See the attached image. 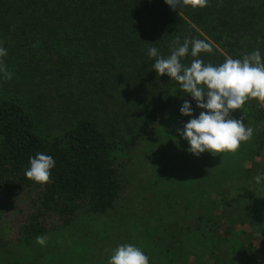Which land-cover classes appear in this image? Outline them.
I'll return each instance as SVG.
<instances>
[{"label": "trees", "instance_id": "1", "mask_svg": "<svg viewBox=\"0 0 264 264\" xmlns=\"http://www.w3.org/2000/svg\"><path fill=\"white\" fill-rule=\"evenodd\" d=\"M177 37L208 42L213 51L199 58L213 65L257 49L264 57V0H208L205 7L176 10L164 0H0V46L7 49L0 59L12 74L8 79L0 73V264H107L109 247L121 243L120 228H126L121 203L150 184L132 154L162 128L173 134L171 123L189 119L179 108L191 97L166 74L158 76L147 55L155 46L167 56ZM243 108L237 119L252 126L253 141L241 142L235 152L210 154L205 163L220 166V176L205 181L233 171L254 183L264 174V101L249 98ZM177 140L172 166L193 157L187 142ZM37 152L56 162L47 183L25 176ZM245 199H238L242 208L232 215H201L196 226L171 223L174 231L160 239L170 260L149 264H190L189 254L192 264H224L218 245L225 239L213 233L219 224L229 234L237 223L250 225L260 239L254 237L240 249L241 260L229 264H264V194L249 196V208ZM148 205L143 203L146 212ZM141 219L139 235L153 242L157 230ZM187 229L196 231L193 248L182 238ZM41 235L44 245L36 242ZM85 241L92 245L86 257L62 259Z\"/></svg>", "mask_w": 264, "mask_h": 264}, {"label": "rangeland", "instance_id": "2", "mask_svg": "<svg viewBox=\"0 0 264 264\" xmlns=\"http://www.w3.org/2000/svg\"><path fill=\"white\" fill-rule=\"evenodd\" d=\"M193 108L194 115L201 111V109L195 108V103ZM243 109L242 105L240 109L233 110L232 117L237 119V116L242 114L241 111ZM176 112L177 111L172 112V120H176L174 118L178 114ZM184 118L185 117H183L181 122L176 120V122L171 123L176 128L173 129V134L165 132L164 128H162L159 130V135L156 133V135L142 141L137 147L135 153L132 154L133 158H135L134 165L146 169V176L149 178L148 182L150 183L146 184V187L150 192L146 189L137 193L139 191V188L137 187L130 195L124 198L128 204L121 203L122 207L127 208L126 210H123L125 214L123 219L126 228H120L121 233H119V235L121 236V243L117 242L113 245L114 247L112 249L118 244L132 243L140 247L149 256V262L169 261L171 254L170 252H164L165 247L161 245L162 241H160V239L166 237L165 234L167 232L174 231L171 223L177 225L180 224V222L190 220V222L196 226L197 223L201 222V220L198 219L201 215L209 214L210 217L217 218L224 212V210L227 214L232 215L242 208V203L238 200L239 198H246V206L249 208V196L255 194L262 196L264 194V187L262 186V184H264V175H262L261 182L257 183L255 181V184L253 182H247L248 179H245L246 181L240 180L235 176L236 172L233 171L227 174L228 177H226V175H221L223 178H216V181L214 179L205 181V176H208L209 178L220 176L218 173L220 166L208 168L211 164L205 163V159H208L211 154L207 151L199 156H194L192 154L193 157L190 158L189 163L185 162L184 165H170V160L176 158V153L178 151L176 145V142H178L177 139L183 140L179 136L177 129L180 126H183V123L186 122ZM175 123H177V125H175ZM245 126L252 128L250 125ZM166 138H171L174 141H171V143L168 144L170 139L166 140ZM252 141L253 138H251L248 143H251ZM150 149H152V151ZM148 151L149 154H147ZM163 151H166V155L160 154V152ZM145 156L148 159H146ZM198 166H200V168ZM164 169L166 170L164 171ZM225 169L222 168V172L225 170V173H227L228 169ZM237 169L239 168L235 166L234 171ZM181 172H185V175H182ZM143 179L144 180L141 184L144 185L145 178ZM222 182V186L214 187V184H221ZM206 185L210 186L204 190ZM149 186H151V188ZM217 190L218 192H221L223 197L225 196L224 201L219 198ZM144 198L146 199L145 202H143ZM148 202L150 211L146 212L143 208V203L147 205ZM223 202L227 203L226 208L223 207ZM142 216L147 219V224L149 226H154L157 230V236L152 239L153 242L146 236L139 235L143 232L142 229L145 227L141 219ZM128 219L134 220V223H129L130 221ZM223 226L221 227V225L218 224L213 235L225 239V242L218 245L219 254L222 253L224 258V264H229V261L232 260L236 262L241 260L240 249L246 248V246L249 247L254 237L260 239L258 233L252 229H247V226L249 227L250 225L244 226L237 223L231 227L229 234L224 231ZM165 227H168V229L166 230ZM151 229H149V231H151ZM187 230L188 231L185 230L186 233H183L182 238H185L188 243L191 240L190 246L193 248L195 242L193 235H195L196 231L193 232L191 229ZM239 234L240 239H235V236H238ZM259 241L258 243H260ZM258 243H256L257 247H259ZM153 244H158L157 246H154L156 251L150 252L148 248L153 247ZM91 247V243L85 241L84 245L65 251L62 253L61 257H64L62 258L64 261L73 260V262H78L81 260L82 256L86 257V254L91 253ZM110 248L111 246L108 251L110 250L111 253L112 249ZM200 250L201 249L199 248L197 251ZM175 254V257H177L176 259H179L176 261L182 263L178 253ZM193 257L192 254H189L187 257L190 264H192L191 260ZM201 257L203 260H206L209 258V255L204 253ZM181 260L184 259L182 258ZM171 262L173 263V261Z\"/></svg>", "mask_w": 264, "mask_h": 264}, {"label": "clouds", "instance_id": "3", "mask_svg": "<svg viewBox=\"0 0 264 264\" xmlns=\"http://www.w3.org/2000/svg\"><path fill=\"white\" fill-rule=\"evenodd\" d=\"M164 3L176 10L179 6L205 7L208 0H164ZM212 51V46L205 40L185 38L181 42L179 37L167 56L161 55L155 46L147 51V55L154 59L152 70L158 76L166 74L178 82L182 91L191 97L179 108L180 114L189 119L177 132L187 142L186 150L194 156L206 151L213 155L235 152L241 142L252 138L253 129L246 127L242 120L233 118L232 111L240 109L249 98L264 101V57L258 49L239 59L226 58L218 65L205 63L199 58L200 53ZM6 55L7 49L0 46V58ZM188 55L194 59L190 64L182 63ZM0 73L8 79L12 76L2 59ZM191 101L195 102V108L201 109L196 115ZM55 163L52 156L37 152L29 157L25 176L37 183H47ZM261 178V175L254 177L257 183ZM36 242L44 245L46 237L38 236ZM107 264H149V256L137 245L123 243L112 249Z\"/></svg>", "mask_w": 264, "mask_h": 264}]
</instances>
